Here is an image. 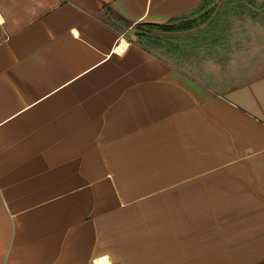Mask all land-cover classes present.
<instances>
[{
    "label": "crops",
    "instance_id": "0c3cea01",
    "mask_svg": "<svg viewBox=\"0 0 264 264\" xmlns=\"http://www.w3.org/2000/svg\"><path fill=\"white\" fill-rule=\"evenodd\" d=\"M200 1L0 0V264H264V27L136 26Z\"/></svg>",
    "mask_w": 264,
    "mask_h": 264
},
{
    "label": "rangeland",
    "instance_id": "374dc122",
    "mask_svg": "<svg viewBox=\"0 0 264 264\" xmlns=\"http://www.w3.org/2000/svg\"><path fill=\"white\" fill-rule=\"evenodd\" d=\"M228 3L227 6L229 7L225 9L227 12L221 11L217 16V21L215 19V23L219 22L220 26L224 24L230 25V27H264V0H228ZM224 4L222 2L221 7ZM212 23H214V20L210 22V26ZM136 26L145 32H158L154 28L148 30L146 28L148 26L144 23H137ZM153 44H157L154 48L158 46V43L154 42ZM158 49L164 50L163 44L162 46H158Z\"/></svg>",
    "mask_w": 264,
    "mask_h": 264
},
{
    "label": "trees",
    "instance_id": "16d2710c",
    "mask_svg": "<svg viewBox=\"0 0 264 264\" xmlns=\"http://www.w3.org/2000/svg\"><path fill=\"white\" fill-rule=\"evenodd\" d=\"M219 1L220 0H201L196 6L195 8L196 11H194V15L192 17H188V16L176 17L163 23H144V24L148 26L146 27L148 30H152L151 28H154L160 31L172 30L175 28L178 29L180 27H194L200 23L210 24V22L214 18L213 12L217 8ZM222 2L223 4L226 3V7H227L228 0H221V3ZM221 8H223V6L221 7L220 5V9ZM195 20L197 21L195 22Z\"/></svg>",
    "mask_w": 264,
    "mask_h": 264
}]
</instances>
